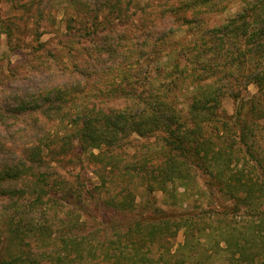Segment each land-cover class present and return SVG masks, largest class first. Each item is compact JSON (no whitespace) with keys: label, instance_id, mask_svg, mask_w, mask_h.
<instances>
[{"label":"rangeland","instance_id":"rangeland-1","mask_svg":"<svg viewBox=\"0 0 264 264\" xmlns=\"http://www.w3.org/2000/svg\"><path fill=\"white\" fill-rule=\"evenodd\" d=\"M247 2L0 0V224H47L53 236L50 247L57 252L62 251L59 234L71 229L70 222L81 221L84 225L77 227L76 234L94 247V264H111L120 246L115 235L125 230L116 231L111 224L134 218L114 212L105 202L128 188L139 196L138 205L150 201L165 211L187 210L204 219L207 237L200 239L196 255L184 259V264H228L223 252L216 251L217 241L224 247L218 228L229 233L248 218V210L239 209L235 197L218 192L195 168L190 169L185 191L176 187V196L182 193V198L175 199L171 191L147 192L149 184L155 186L151 176L161 156L163 133L158 129L145 136L122 137L114 148L102 145L85 150L78 129L87 113L121 109L136 114L144 107L137 95L150 92L173 99L178 114L186 117L196 90L190 65L178 53L185 51L192 58L195 36L226 24ZM187 20L200 24L194 29L185 24ZM230 73L234 87L243 89L241 69L232 67ZM53 89L63 91L62 100L55 101L52 95L51 102L43 98ZM246 90L248 99L256 93L252 84ZM256 98L251 100H258L264 109V96ZM48 103L58 106L59 112L48 111ZM233 110L234 102L224 96L220 113L229 116ZM252 132L245 138L246 147L235 145L229 137L215 140L223 147L233 144L238 157L232 158L231 169L245 171L242 179L247 180L254 179L261 172L260 164L264 165V117L252 124ZM143 162L145 171L134 172L132 168ZM126 165L134 166L130 172L136 177L131 183L124 176ZM7 168L11 171L3 176ZM15 172L19 177L13 179ZM168 240L163 243L172 253L183 242L181 231ZM100 246L108 250L109 263L102 259L105 249L99 250ZM55 259L48 253L44 260Z\"/></svg>","mask_w":264,"mask_h":264},{"label":"trees","instance_id":"trees-1","mask_svg":"<svg viewBox=\"0 0 264 264\" xmlns=\"http://www.w3.org/2000/svg\"><path fill=\"white\" fill-rule=\"evenodd\" d=\"M185 24L195 29L200 21L187 20ZM206 31L201 36H195L191 47L192 58L186 56L188 53L185 51L178 53L179 57L186 60V65H190L188 71L196 90L186 117L182 118L178 114L172 105L173 99L170 100L167 95L153 92L137 95L144 107L136 114L121 109L111 110L108 114L87 113L78 129L80 146L83 150L86 147L99 149L102 145L114 148L122 137L133 133L145 136L152 129L160 130L163 133L159 137L163 143L161 156L151 176L155 186L149 184L146 191H171L175 193L172 194L175 199L182 198V193L176 196V187L186 186L190 169L201 171L218 192L235 197L239 209L244 207L248 210V218L234 230L223 233L225 230L218 228V234L223 236L224 247H220L217 241V253L223 252L228 264H256L260 258V264H264V207L261 208L264 203V165L260 164L261 172L254 179H242L246 177L245 171L231 169L232 158L238 157L233 144L223 147L217 143L229 137L235 145L246 147V136L254 135L252 124L264 117V109L258 106L257 100L259 95L264 96V0H248L235 18ZM191 59L194 61L190 62ZM232 67L241 69L243 89L235 88L229 79ZM175 68L182 73L178 64ZM250 84L256 87V93L248 99L244 95ZM62 92L53 89L45 92L43 98L51 102L52 95L55 101H60ZM224 96L234 102L233 113L229 116L220 113ZM255 98L257 101L254 103L251 99ZM46 109L53 111V114L59 112L58 106L51 103L47 104ZM146 164L138 163L132 169L134 172L142 171ZM131 167L134 166L124 167V176L131 178L130 183L136 177L130 172ZM9 171L7 168L3 176ZM16 173L12 174L13 179L19 177ZM138 198L127 188L119 192L117 198L112 197L105 202L114 212L129 213L134 220L128 219L123 224L119 223L120 220L117 224H111L115 230H125L115 235L118 236L115 243L120 246L113 258L109 257L105 249L107 245L105 248L99 247V250L105 249L102 259L109 263L110 258L111 264H184L185 260L194 257L202 245L200 239L207 237L206 224L202 222L204 219L187 210L165 211L150 201L149 205L147 202L138 205ZM135 208H138L136 212ZM69 224L72 230L59 234L62 251L56 252L50 247L54 245H50L53 236L47 224L35 225L27 221L18 226L12 221L1 222L0 264H94L97 259L94 247L89 241H81L76 234L77 227L79 229L84 224L77 220ZM96 224L105 227L107 222ZM180 231L183 242L171 253L170 246L166 247L165 243L168 239H174ZM83 242H88L84 249ZM83 250L87 251L85 255L82 254ZM48 253L56 255L54 262L44 260Z\"/></svg>","mask_w":264,"mask_h":264}]
</instances>
